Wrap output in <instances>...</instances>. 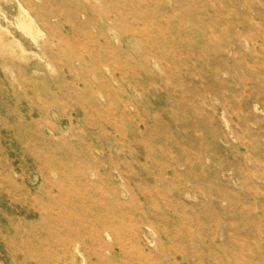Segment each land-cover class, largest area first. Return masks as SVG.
<instances>
[{
  "label": "rangeland",
  "instance_id": "rangeland-1",
  "mask_svg": "<svg viewBox=\"0 0 264 264\" xmlns=\"http://www.w3.org/2000/svg\"><path fill=\"white\" fill-rule=\"evenodd\" d=\"M0 264H264V0H0Z\"/></svg>",
  "mask_w": 264,
  "mask_h": 264
},
{
  "label": "bare ground",
  "instance_id": "bare-ground-1",
  "mask_svg": "<svg viewBox=\"0 0 264 264\" xmlns=\"http://www.w3.org/2000/svg\"><path fill=\"white\" fill-rule=\"evenodd\" d=\"M63 3V2H62ZM82 7V6H81ZM39 11V10H38ZM30 14V13H29ZM24 17V16H23ZM25 18V17H24ZM154 186V185H153Z\"/></svg>",
  "mask_w": 264,
  "mask_h": 264
}]
</instances>
